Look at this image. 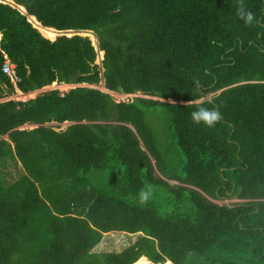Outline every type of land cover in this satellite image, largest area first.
Here are the masks:
<instances>
[{
	"label": "trees",
	"instance_id": "obj_1",
	"mask_svg": "<svg viewBox=\"0 0 264 264\" xmlns=\"http://www.w3.org/2000/svg\"><path fill=\"white\" fill-rule=\"evenodd\" d=\"M13 1L26 14L0 1V162L13 149L24 173L0 189V264H264V0ZM27 15L92 31L103 75L89 36L51 40ZM1 49L35 97L2 99ZM54 81L74 85L40 90ZM200 106L223 118L194 123ZM109 231L141 235L94 251Z\"/></svg>",
	"mask_w": 264,
	"mask_h": 264
},
{
	"label": "rangeland",
	"instance_id": "obj_2",
	"mask_svg": "<svg viewBox=\"0 0 264 264\" xmlns=\"http://www.w3.org/2000/svg\"><path fill=\"white\" fill-rule=\"evenodd\" d=\"M5 2V1H4ZM9 3V2H8ZM15 5V4H13ZM33 23V22H32ZM70 31V32H68ZM68 31H64L63 33L67 34L68 36H72L73 34H80L83 36H89L92 43L94 44V46L97 49V57H96V63L99 64L100 66V73L101 75H103V70L104 68L102 67V60H103V52L101 53L98 49V38L95 36V34H93L92 31L90 30H79V31H75V30H68ZM59 34H62V32H60ZM57 34V36L59 35ZM55 36V38L57 37ZM94 40V41H93ZM74 84L72 83H58L57 81H54L52 85H48L45 86L43 88H41L40 90H48V89H52V88H58L62 93L68 91ZM98 87H101L102 89L108 90L105 88L104 86V78L102 76L101 81L99 82V84L97 85ZM39 91H35L31 94L28 95V97L26 96H19L17 94H21V93H17V94H6L5 98L2 99H8V98H14L15 100H27L29 98H33L35 97L36 93H38ZM113 96L115 98V100L120 101V100H125V101H129L133 98V96L135 94H127V93H118V92H112ZM24 99H20L23 98ZM19 98V99H18ZM70 123H72L71 121H65V122H48L46 123V125H50L52 126L54 129L56 130H62L65 129L66 126H68ZM36 126V124L34 123H29V124H25L23 125L24 128H32ZM15 155H14V150L10 149V151H8L6 153V155H4L2 157V162H0V189L4 188V186L11 184L12 182H14L16 179H18L23 173H24V169L22 167V165L20 163H15ZM109 174L103 170H96L94 172V174L92 175V178H90L89 183L93 186L99 187L101 186L100 184L102 182H104L107 178H108ZM242 200L236 196L231 197V198H227L225 200H217V202L219 203H236V202H241ZM141 235V233H129V232H124V231H109V232H105L101 241L93 248L94 251H98V252H110V251H121L123 250L125 247H127L129 244H131L132 242H134L139 236ZM143 259V260H141ZM170 261H167L166 263H169ZM141 263H145V264H152L151 261H146L145 256L142 258H139L135 264H141ZM164 263V264H166ZM155 264H163V263H155Z\"/></svg>",
	"mask_w": 264,
	"mask_h": 264
},
{
	"label": "clouds",
	"instance_id": "obj_3",
	"mask_svg": "<svg viewBox=\"0 0 264 264\" xmlns=\"http://www.w3.org/2000/svg\"><path fill=\"white\" fill-rule=\"evenodd\" d=\"M15 3V2H14ZM11 4V3H10ZM16 4V3H15ZM17 5V4H16ZM237 16L243 20V22L245 24H251L254 22V14L252 11L248 10L247 8H245L243 6V4H241L238 8H237ZM54 28V27H53ZM56 29V28H55ZM58 30V29H57ZM77 31V30H75ZM41 32V31H40ZM64 31H62V34H65L63 33ZM62 34H59V35H62ZM58 35V36H59ZM67 35V34H66ZM74 35V34H73ZM45 36V35H44ZM47 37V36H46ZM48 38V37H47ZM1 39V38H0ZM50 39V38H49ZM56 39V38H55ZM52 40V39H51ZM54 40V39H53ZM94 45V44H93ZM96 48V47H95ZM99 49V47H98ZM9 57V56H8ZM103 58H104V51H103ZM11 60V59H10ZM14 63V62H13ZM15 64V63H14ZM16 65V64H15ZM17 70V68H16ZM19 74V73H18ZM10 82V81H9ZM10 84H12L10 82ZM13 87V91L11 93H16V90L14 88V86L12 85ZM39 91V90H38ZM18 92L21 93V96H26L28 97L29 95V92H23L19 85H18ZM17 94V93H16ZM8 99H14V98H8ZM20 99H24L23 98H20ZM15 100V99H14ZM22 101V100H21ZM24 101V100H23ZM191 119L194 123L196 124H201L203 123L204 125L208 126V127H213L218 121H220L223 116H222V113L216 108V107H203V106H200L198 107L196 110L192 111L191 112ZM151 195V190H144V189H141L138 193V197L140 199L141 202H146L149 197Z\"/></svg>",
	"mask_w": 264,
	"mask_h": 264
},
{
	"label": "built area",
	"instance_id": "obj_4",
	"mask_svg": "<svg viewBox=\"0 0 264 264\" xmlns=\"http://www.w3.org/2000/svg\"><path fill=\"white\" fill-rule=\"evenodd\" d=\"M1 52L4 56V60L2 63V70L7 75V77L9 78V81L14 86L16 93H19L18 92V85L22 81V76L20 74H18V72L16 70V65L10 60V58L8 57L6 52L2 49H1ZM17 95L21 96V94H17Z\"/></svg>",
	"mask_w": 264,
	"mask_h": 264
},
{
	"label": "bare ground",
	"instance_id": "obj_5",
	"mask_svg": "<svg viewBox=\"0 0 264 264\" xmlns=\"http://www.w3.org/2000/svg\"><path fill=\"white\" fill-rule=\"evenodd\" d=\"M0 1H5V2H9L11 4H15L13 0H0ZM16 5V4H15ZM23 12H26L24 7L22 6H18ZM29 19L33 22V24L42 32V34H44L45 36H47L48 38H52L54 39L55 36H57V34H59L62 31H68V30H57L53 27H48V26H44L41 24V22H39L35 16L33 15H29ZM70 32V31H68ZM94 41V40H93ZM101 53L103 52L102 50H99ZM142 258L144 256H141ZM140 257V258H141ZM146 261H150L146 256H145ZM143 260V259H141Z\"/></svg>",
	"mask_w": 264,
	"mask_h": 264
},
{
	"label": "water",
	"instance_id": "obj_6",
	"mask_svg": "<svg viewBox=\"0 0 264 264\" xmlns=\"http://www.w3.org/2000/svg\"><path fill=\"white\" fill-rule=\"evenodd\" d=\"M11 5H13V4H11ZM14 7H17L22 13H24V14H26V12H23L18 6H22V5H13ZM23 7V6H22ZM25 9V8H24ZM26 11V10H25ZM27 17H28V20L32 23V21L29 19V15H27ZM33 24V23H32ZM34 25V24H33ZM35 26V25H34ZM36 27V26H35ZM50 39H52V38H50ZM55 39V38H54ZM53 40V39H52Z\"/></svg>",
	"mask_w": 264,
	"mask_h": 264
},
{
	"label": "crops",
	"instance_id": "obj_7",
	"mask_svg": "<svg viewBox=\"0 0 264 264\" xmlns=\"http://www.w3.org/2000/svg\"><path fill=\"white\" fill-rule=\"evenodd\" d=\"M2 36V33L0 32V37ZM35 91H30L29 94L33 93ZM16 94V93H15ZM26 124H29V123H26Z\"/></svg>",
	"mask_w": 264,
	"mask_h": 264
}]
</instances>
